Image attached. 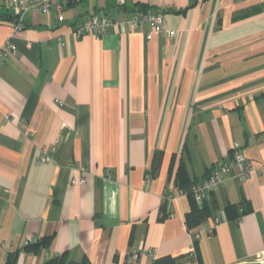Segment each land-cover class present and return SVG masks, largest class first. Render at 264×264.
Listing matches in <instances>:
<instances>
[{
    "label": "crops",
    "instance_id": "1",
    "mask_svg": "<svg viewBox=\"0 0 264 264\" xmlns=\"http://www.w3.org/2000/svg\"><path fill=\"white\" fill-rule=\"evenodd\" d=\"M138 8L161 11L163 31L146 39L121 23L73 34L90 15ZM11 16L0 0V44ZM11 41L0 62V264L60 254L237 264L264 252V0H75L63 21L26 10ZM235 144L252 171L208 195L209 215L188 228L180 188L205 180ZM141 250L151 252L132 257Z\"/></svg>",
    "mask_w": 264,
    "mask_h": 264
},
{
    "label": "built area",
    "instance_id": "2",
    "mask_svg": "<svg viewBox=\"0 0 264 264\" xmlns=\"http://www.w3.org/2000/svg\"><path fill=\"white\" fill-rule=\"evenodd\" d=\"M75 0H29L23 3L21 0H4V7L14 16L15 21L12 30L5 41L0 44V62L16 49L11 38L21 29L24 28V13L28 9L38 10L43 13H49L54 10L59 21L64 20V9ZM126 0H115L117 8L125 6ZM164 16L161 11H140L134 10L131 14L122 17H109L105 14H93L89 17L77 22L73 27V34L79 38L84 34H92L95 36L103 35L115 25L126 23L132 29H139L144 32L146 39H150L152 33L163 31ZM146 27L149 30H146ZM168 36H173L174 31H166ZM45 156L40 157V161H46ZM253 166L251 162L239 150L235 144L230 150V159L220 163L218 169L209 175L205 180L198 183H192L188 189L189 193L196 201L202 203L208 195L214 193L226 179L236 178L245 181ZM187 190L180 189V194H187ZM241 210V209H240ZM215 222H219V218H214ZM150 250L139 253L134 252L133 258H137L140 254H150ZM253 262L264 263V252L257 255Z\"/></svg>",
    "mask_w": 264,
    "mask_h": 264
},
{
    "label": "trees",
    "instance_id": "3",
    "mask_svg": "<svg viewBox=\"0 0 264 264\" xmlns=\"http://www.w3.org/2000/svg\"><path fill=\"white\" fill-rule=\"evenodd\" d=\"M135 10L146 11L145 8H138ZM11 17H12L13 22H14L15 21L14 16L12 15ZM193 183H195V182H193ZM189 185H191V184H189ZM189 185L188 186L186 185L185 188H188ZM180 189H182V188H180ZM188 189H186V190L188 191ZM187 194L191 197V208H190V211L188 212V214L186 216V223H187L188 228H191L195 225H198L200 222H202V220H204L209 215L210 206L204 202L196 203V201L193 199V197L191 196L189 191ZM225 209L230 216H238L241 214V213L237 214L236 208L233 205H228L225 207ZM240 211L244 212V208H241ZM50 239H51V236L44 237L41 240L37 241L35 244L33 243L29 246H30V248L35 249L41 245L47 244ZM173 263H174V261L171 259L165 260V264H173ZM43 264H91V263L86 258L82 259L79 262L68 261V260H66L65 255L60 254V255H57V256L50 258L49 260H47ZM154 264H162V261L156 260L154 262Z\"/></svg>",
    "mask_w": 264,
    "mask_h": 264
},
{
    "label": "water",
    "instance_id": "4",
    "mask_svg": "<svg viewBox=\"0 0 264 264\" xmlns=\"http://www.w3.org/2000/svg\"><path fill=\"white\" fill-rule=\"evenodd\" d=\"M237 264H264V263L250 261V262H241V263H237Z\"/></svg>",
    "mask_w": 264,
    "mask_h": 264
}]
</instances>
